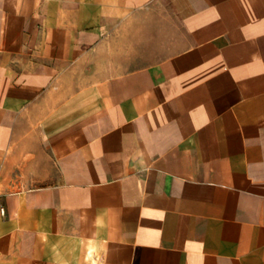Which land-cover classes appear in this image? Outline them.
<instances>
[{"label":"crops","instance_id":"0c3cea01","mask_svg":"<svg viewBox=\"0 0 264 264\" xmlns=\"http://www.w3.org/2000/svg\"><path fill=\"white\" fill-rule=\"evenodd\" d=\"M0 264H264V0H0Z\"/></svg>","mask_w":264,"mask_h":264},{"label":"built area","instance_id":"2783aa9c","mask_svg":"<svg viewBox=\"0 0 264 264\" xmlns=\"http://www.w3.org/2000/svg\"><path fill=\"white\" fill-rule=\"evenodd\" d=\"M3 209V211H5V208H2Z\"/></svg>","mask_w":264,"mask_h":264}]
</instances>
